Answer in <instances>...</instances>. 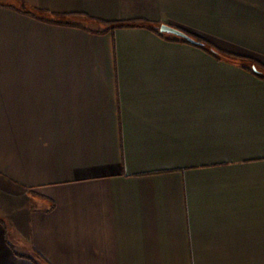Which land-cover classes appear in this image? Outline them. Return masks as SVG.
<instances>
[{"label":"crops","instance_id":"obj_1","mask_svg":"<svg viewBox=\"0 0 264 264\" xmlns=\"http://www.w3.org/2000/svg\"><path fill=\"white\" fill-rule=\"evenodd\" d=\"M253 65L264 0H0V264H264Z\"/></svg>","mask_w":264,"mask_h":264},{"label":"trees","instance_id":"obj_2","mask_svg":"<svg viewBox=\"0 0 264 264\" xmlns=\"http://www.w3.org/2000/svg\"><path fill=\"white\" fill-rule=\"evenodd\" d=\"M22 10L35 16V17H38V16H41L42 15V18L45 19L47 15L49 16H52V15H56V14H53V13H50L48 11H45V10H42V9H38V8H29L27 7L25 4L22 6ZM104 24L107 25V29H114V28H117V27H131V26H135L136 24L132 21H128V22H109V21H100ZM179 38V37H178ZM199 43L196 44V45H199L200 47H202L203 49L207 50V51H210L213 53V55H215L216 57L218 58H226V59H230L232 58V55H230L229 53H226L216 47H213L209 44H207L206 42H204L202 39L200 38H197L195 37ZM181 40L185 41V42H189L183 38H180ZM191 43V42H190ZM254 67L257 68V65H253L251 66L252 70L257 73L259 76L263 77L264 78V73L260 70H256L254 69Z\"/></svg>","mask_w":264,"mask_h":264},{"label":"water","instance_id":"obj_3","mask_svg":"<svg viewBox=\"0 0 264 264\" xmlns=\"http://www.w3.org/2000/svg\"><path fill=\"white\" fill-rule=\"evenodd\" d=\"M160 31L163 33L174 35V36L179 37V38H183V39H185V40H187L193 44L199 43V41L195 37L191 36L190 34L183 31L182 29L171 26L169 24H161L160 25ZM254 69L257 70L256 67H254Z\"/></svg>","mask_w":264,"mask_h":264},{"label":"rangeland","instance_id":"obj_4","mask_svg":"<svg viewBox=\"0 0 264 264\" xmlns=\"http://www.w3.org/2000/svg\"><path fill=\"white\" fill-rule=\"evenodd\" d=\"M257 69H259L260 71L263 70L259 65H257Z\"/></svg>","mask_w":264,"mask_h":264}]
</instances>
